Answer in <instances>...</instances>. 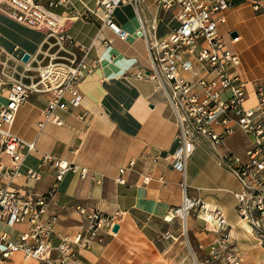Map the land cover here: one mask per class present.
Listing matches in <instances>:
<instances>
[{"label": "crops", "instance_id": "obj_1", "mask_svg": "<svg viewBox=\"0 0 264 264\" xmlns=\"http://www.w3.org/2000/svg\"><path fill=\"white\" fill-rule=\"evenodd\" d=\"M228 1L231 7L221 12L225 20L218 24V33L238 55L236 70L248 82L247 104L253 105L255 87L264 84V0ZM254 2L260 9L253 8ZM137 9L147 25L151 18L156 19L152 35L156 41L178 26L176 7L164 10L156 0H143ZM53 10L69 18L68 34L98 62L79 84V104L54 110L62 121L60 125L48 121L38 126L51 93L32 92L18 107L9 128L18 137L33 142L34 149L23 150L21 174L12 180L0 177V187L27 189L34 195L46 193L55 183L56 172L42 164L45 154L84 167L88 170L85 179L71 171L63 176L49 205V211L58 216L52 245L59 241L57 234L73 236L84 232L86 221L79 206L96 208L117 215L119 228L114 235L104 229L101 241L80 249L78 258L82 264H180V258L187 261L191 254L205 257L222 233L214 222L207 225L202 221V212L196 217L194 211H189L184 220L187 242L181 240L183 220L172 209L182 203L184 182L187 197L222 211L228 224L225 233L233 243L231 250L239 257L238 264L264 262V244L259 243L236 210L241 184L219 160L226 153L246 159L251 137L235 130L216 146L200 139L185 173L175 170L172 159L178 129L174 112L152 79L137 77L149 68L150 60L145 40L137 32L140 24L135 6L124 3L114 11L116 22L130 35L128 41L118 39L103 25L95 0H66ZM43 36V32L0 12V60L5 62L6 74L0 107L7 102L6 90L13 78L24 83L35 80L37 64L33 56ZM25 54H29L26 62L22 61ZM0 165V172L9 169L10 158L0 154ZM122 167L125 183L117 181ZM29 168L41 171V178L27 180ZM146 176L150 178L144 181ZM259 225L264 226V219L259 220ZM26 229L25 224L9 227L0 222V232H7L12 240ZM55 255L56 251H52ZM11 262L41 264L19 253Z\"/></svg>", "mask_w": 264, "mask_h": 264}, {"label": "built area", "instance_id": "obj_2", "mask_svg": "<svg viewBox=\"0 0 264 264\" xmlns=\"http://www.w3.org/2000/svg\"><path fill=\"white\" fill-rule=\"evenodd\" d=\"M65 1L0 0L1 13L44 33L40 48L33 56L37 64L35 80L24 83L13 78L6 90L7 102L0 107V154L7 155L11 161V167L0 172L3 179L19 176L23 150L34 149L33 142L18 137L9 128L18 107L32 92L51 93L38 126L48 121L60 125L62 121L54 110L79 104V84L98 62L68 34L66 20L69 18L53 10ZM142 1L95 0V7L102 12L103 25L123 41H128L130 35L116 22L114 11L124 3L136 8L140 24L137 32L145 40L150 60L149 68L137 77L152 79L174 112L178 129V145L172 159L175 170L185 173L187 161L200 139L216 146L235 130L251 137L246 159L226 153L219 160L241 184L242 190L236 194V210L241 221H246L250 232L264 244V226L259 225V220L264 219V84L255 87V103L247 104L248 82L236 70L238 55L225 44L217 28L225 20L221 12L230 8L231 3L228 0H156L161 9L176 7L178 21L167 37L156 41L150 36L156 30V19L151 18L147 25L137 9ZM253 8L258 10L260 6L254 2ZM5 75V62L0 60V93L4 90ZM42 164L56 172L55 183L46 193L34 195L27 189L0 187V222L9 227L19 223L27 226L15 240L7 232H0V264H14L11 259L18 253L41 264H82L78 258L80 249H88L93 242L101 241L104 229L115 234L117 215L79 206L77 209L86 221L84 232L73 236L57 234L59 241L53 246L51 237L55 234L58 216L49 211V205L58 185L67 172H77L85 179L88 170L49 154L43 155ZM128 165H133V161ZM124 170V167L119 169V183H125ZM25 176L29 181H37L41 171L29 168ZM149 178L146 176L143 180ZM182 188V203L172 213L182 218L183 233L186 227L182 213L186 210L188 214L192 207L198 206L205 222H214L222 228L221 238L210 246V256L223 255L230 264H238L239 257L231 250L233 243L225 233L228 224L222 211L187 197L184 182ZM52 251H56L54 257Z\"/></svg>", "mask_w": 264, "mask_h": 264}, {"label": "rangeland", "instance_id": "obj_3", "mask_svg": "<svg viewBox=\"0 0 264 264\" xmlns=\"http://www.w3.org/2000/svg\"><path fill=\"white\" fill-rule=\"evenodd\" d=\"M170 11H171V9H170ZM170 11H168V13H166V15H165V17H166V19H168V17H169V13H170ZM201 209H199V207L198 206H194V207H192L191 209H190V211H194L195 213H196V217H197V214H198V212L200 211ZM202 221H204V223H206L207 225L208 224H210V223H212V222H205V220H202ZM187 233L186 232H184L183 234H182V238H181V240H185L186 241V235ZM187 242V241H186ZM185 242V243H186ZM188 244V243H187ZM186 249V248H185ZM210 250V249H209ZM229 250V249H228ZM185 253H186V251H185ZM186 259H183L182 260V258H180L179 259V262H180V264H185L187 261H189V263L188 264H230L228 261H227V259H226V256H220V257H218V258H213V257H211L210 256V254H209V251H208V253L206 254V256L205 257H196V256H194V254H191V256L189 257V259L186 261ZM259 264H264V262H259Z\"/></svg>", "mask_w": 264, "mask_h": 264}, {"label": "water", "instance_id": "obj_4", "mask_svg": "<svg viewBox=\"0 0 264 264\" xmlns=\"http://www.w3.org/2000/svg\"><path fill=\"white\" fill-rule=\"evenodd\" d=\"M231 35H232V36H235L234 33H232ZM28 59H29V54H25V55L22 57V61H24V62L28 61ZM118 228H119L118 224H115L114 227H113V231L116 232V231L118 230Z\"/></svg>", "mask_w": 264, "mask_h": 264}, {"label": "bare ground", "instance_id": "obj_5", "mask_svg": "<svg viewBox=\"0 0 264 264\" xmlns=\"http://www.w3.org/2000/svg\"><path fill=\"white\" fill-rule=\"evenodd\" d=\"M150 36L152 37V34L150 33ZM189 206V205H188ZM200 212V211H199ZM182 215H183V218H184V220L186 219V216H187V211L185 210L183 213H182Z\"/></svg>", "mask_w": 264, "mask_h": 264}]
</instances>
